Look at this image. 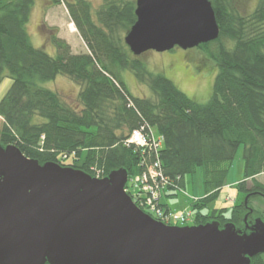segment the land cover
<instances>
[{"label": "trees", "instance_id": "trees-1", "mask_svg": "<svg viewBox=\"0 0 264 264\" xmlns=\"http://www.w3.org/2000/svg\"><path fill=\"white\" fill-rule=\"evenodd\" d=\"M103 1L94 11L89 0H53L66 6L89 51L74 54L54 29L49 41L57 53L52 56L34 46L27 30L35 0H0V83L6 73L13 81L0 102V146L15 145L40 164L53 162L93 177L95 170L106 177L124 169L131 178L145 169L143 153L125 141L134 129L152 127L164 137L163 172L181 189L187 175L204 168L207 194L192 203L193 225L233 223L245 230L250 210L249 225L258 217L264 221V212L250 206L253 198H264V183L257 179L264 174V0L248 16L238 12L235 0H210L220 36L197 48L219 70L206 104L165 75L149 72L131 53L124 39L137 20L136 1ZM128 70L149 86L153 98L130 92L123 80ZM58 76L80 86L77 105L41 85ZM241 145L245 180L238 193L249 197L248 206L241 200L227 218L225 208L210 211L208 203L225 188L227 166ZM250 264H264V254Z\"/></svg>", "mask_w": 264, "mask_h": 264}, {"label": "water", "instance_id": "water-1", "mask_svg": "<svg viewBox=\"0 0 264 264\" xmlns=\"http://www.w3.org/2000/svg\"><path fill=\"white\" fill-rule=\"evenodd\" d=\"M135 14L124 39L134 56L220 36L210 0H136ZM128 178L120 169L99 179L0 146V264H250L264 254V221L249 225L251 210L246 232L166 225L135 205Z\"/></svg>", "mask_w": 264, "mask_h": 264}, {"label": "rangeland", "instance_id": "rangeland-1", "mask_svg": "<svg viewBox=\"0 0 264 264\" xmlns=\"http://www.w3.org/2000/svg\"><path fill=\"white\" fill-rule=\"evenodd\" d=\"M89 1L92 2L94 11L99 9L104 3L103 0ZM260 1L261 0H235V5L242 16H248L255 11ZM49 2L50 0H35L31 18L27 25L28 33L30 34L34 46L37 48H42L39 42L40 40L43 41L42 35H45V30L43 29L47 26L42 8L44 7L46 9ZM46 10H48V8ZM66 11H68L67 8H59L55 10L52 16L50 15L47 17V22L52 26V29L58 30V27H60L63 34L66 33L67 30L72 29L68 26L73 22L70 21L69 13ZM49 34L51 35V33ZM47 42L48 43L45 42L44 44V50L50 55L55 56L53 46L50 45L49 40H47ZM227 45L228 48H231L234 44L229 42ZM217 46V44H214L211 46V49H216ZM136 57L141 60L149 72L165 75L182 92L198 103L206 104L210 100L219 68L204 50L199 48L183 50L176 47L171 51L163 53L151 50ZM123 80L134 96L146 98L154 97V93L149 86L139 82L133 72L129 70L125 71L123 73ZM12 84V79L6 73L0 83V102L10 90ZM41 85L46 89L58 92L71 105L78 104L77 97L80 92V86L72 82L69 78L58 76L55 80L43 82ZM38 120L41 121V119ZM70 162L71 160H67L64 164H69ZM227 167L228 174L226 186L216 198L208 203V210H221L225 208L226 212H224V215L230 218L233 206L238 204L241 200L245 201L247 198V195L238 193V185L245 180L243 145L239 147L235 159ZM257 179L264 183V174L259 175ZM206 194L204 168L199 167L195 173L185 177L184 194L178 193L174 198L165 199L164 202L168 205V208L173 211L176 210L181 212L186 209L193 210L192 198L202 199ZM250 206H254V208L260 212H264V198H253L250 202ZM192 225L193 224H190L188 226ZM244 226L246 227V224ZM237 228L246 232V229L244 230L242 228V224Z\"/></svg>", "mask_w": 264, "mask_h": 264}, {"label": "built area", "instance_id": "built-area-1", "mask_svg": "<svg viewBox=\"0 0 264 264\" xmlns=\"http://www.w3.org/2000/svg\"><path fill=\"white\" fill-rule=\"evenodd\" d=\"M125 144L135 145L143 153L142 165L145 169L131 177L125 189L135 205L152 218L167 225L191 223L195 215L192 210L173 211L164 202L170 193H184V189L163 172L160 151L164 147V137L152 127L137 128L129 134ZM148 159H152L150 164L147 163ZM95 172L96 178H102L100 170ZM194 201L196 202L197 199Z\"/></svg>", "mask_w": 264, "mask_h": 264}, {"label": "crops", "instance_id": "crops-1", "mask_svg": "<svg viewBox=\"0 0 264 264\" xmlns=\"http://www.w3.org/2000/svg\"><path fill=\"white\" fill-rule=\"evenodd\" d=\"M47 8H48V10H46ZM47 8L46 9L44 7L42 8V12L45 15V21L47 23V26L43 29V30H45V35L44 34L42 35L43 41L40 40V42H39L40 45H42V48L44 47L45 42L48 43L47 40H49V36H48L49 33H55L57 31L58 37L65 40L71 46L72 52L74 54L87 53L89 51L88 47H87L86 43L84 42V40L82 39L81 35L79 34V32H78L77 28L75 27L74 23L72 22L71 18H70V21L72 22V24L70 26H68V25L67 26L72 28V29L67 30V32L64 34L62 33L60 27H58L59 29L55 31L54 29H52V26L49 25V23L47 22L48 16H50V15L52 16V14H54L55 10H57L59 8H63V9L66 8L65 5L64 4H54L53 0H50L49 4L47 5ZM66 12L68 13V11H66ZM53 52L55 54L57 53L55 48L53 49Z\"/></svg>", "mask_w": 264, "mask_h": 264}, {"label": "flooded vegetation", "instance_id": "flooded-vegetation-1", "mask_svg": "<svg viewBox=\"0 0 264 264\" xmlns=\"http://www.w3.org/2000/svg\"><path fill=\"white\" fill-rule=\"evenodd\" d=\"M247 231H249V230H247Z\"/></svg>", "mask_w": 264, "mask_h": 264}]
</instances>
